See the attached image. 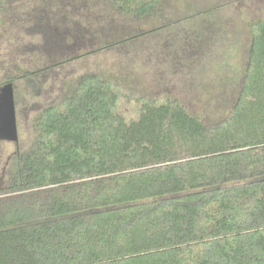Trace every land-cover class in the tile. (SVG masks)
Here are the masks:
<instances>
[{
	"label": "trees",
	"instance_id": "16d2710c",
	"mask_svg": "<svg viewBox=\"0 0 264 264\" xmlns=\"http://www.w3.org/2000/svg\"><path fill=\"white\" fill-rule=\"evenodd\" d=\"M109 1L129 16L167 13L166 0ZM40 2L45 18L69 0ZM248 32L231 104L209 116L111 75L68 84L0 186V264H264V16Z\"/></svg>",
	"mask_w": 264,
	"mask_h": 264
},
{
	"label": "rangeland",
	"instance_id": "374dc122",
	"mask_svg": "<svg viewBox=\"0 0 264 264\" xmlns=\"http://www.w3.org/2000/svg\"><path fill=\"white\" fill-rule=\"evenodd\" d=\"M34 1L5 0L11 15L0 11V23L8 22L0 24V83L16 78L19 132L18 142L0 140V186L13 156L33 144L36 115L86 74L114 76L130 94L174 96L203 115L224 109L240 84L249 22L264 16V0H166L160 20L123 14L109 0H69L56 15L38 18ZM25 8L31 14L23 15ZM56 17L68 31L52 27ZM82 51L88 53L46 68Z\"/></svg>",
	"mask_w": 264,
	"mask_h": 264
},
{
	"label": "water",
	"instance_id": "95a60500",
	"mask_svg": "<svg viewBox=\"0 0 264 264\" xmlns=\"http://www.w3.org/2000/svg\"><path fill=\"white\" fill-rule=\"evenodd\" d=\"M0 140H19L13 82L5 83L0 90Z\"/></svg>",
	"mask_w": 264,
	"mask_h": 264
},
{
	"label": "flooded vegetation",
	"instance_id": "af4514ba",
	"mask_svg": "<svg viewBox=\"0 0 264 264\" xmlns=\"http://www.w3.org/2000/svg\"><path fill=\"white\" fill-rule=\"evenodd\" d=\"M9 79V78H8ZM8 79L7 80H5V82H3V84L2 85H0V90H1V87L5 84V83H7V82H11V81H8ZM14 83V82H13ZM14 89H15V85H14Z\"/></svg>",
	"mask_w": 264,
	"mask_h": 264
}]
</instances>
